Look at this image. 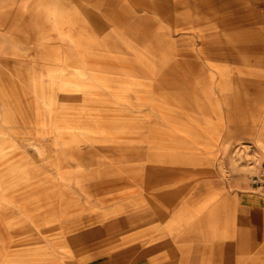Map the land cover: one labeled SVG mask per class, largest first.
<instances>
[{
  "label": "rangeland",
  "instance_id": "rangeland-1",
  "mask_svg": "<svg viewBox=\"0 0 264 264\" xmlns=\"http://www.w3.org/2000/svg\"><path fill=\"white\" fill-rule=\"evenodd\" d=\"M11 1L0 264H264V0Z\"/></svg>",
  "mask_w": 264,
  "mask_h": 264
},
{
  "label": "bare ground",
  "instance_id": "bare-ground-1",
  "mask_svg": "<svg viewBox=\"0 0 264 264\" xmlns=\"http://www.w3.org/2000/svg\"><path fill=\"white\" fill-rule=\"evenodd\" d=\"M20 1V3L18 4V3H16V7H17V9L18 10H20L21 11V13L24 11V8H25V4H26V1L27 0H19ZM11 3H12V1L11 0H0V6H1V4H8V5H11ZM15 7V8H16ZM3 19H7V18H5L4 16L2 17ZM23 18H24V16H23ZM31 25L33 24V23H30ZM32 28H34V25H32ZM23 40L22 38H20V37H17V35H15L14 37H12L11 38V40H9L8 38H5V39H2V41L0 40V42L1 43H4V44H7L8 43V41L9 42H15V44L13 45V47L14 48H11V47H9V46H7V45H4L5 47H3V46H0V51H1V53H4V54H14V55H21L22 53H21V51L19 50L20 48H19V46L17 45V43H19V40Z\"/></svg>",
  "mask_w": 264,
  "mask_h": 264
},
{
  "label": "crops",
  "instance_id": "crops-1",
  "mask_svg": "<svg viewBox=\"0 0 264 264\" xmlns=\"http://www.w3.org/2000/svg\"><path fill=\"white\" fill-rule=\"evenodd\" d=\"M101 264H137L130 258L121 259V257H111L110 259L102 262Z\"/></svg>",
  "mask_w": 264,
  "mask_h": 264
}]
</instances>
